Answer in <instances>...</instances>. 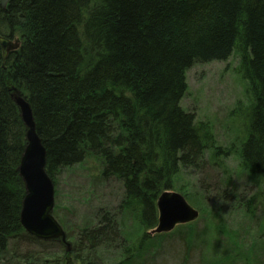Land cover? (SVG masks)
Wrapping results in <instances>:
<instances>
[{
  "label": "trees",
  "instance_id": "obj_1",
  "mask_svg": "<svg viewBox=\"0 0 264 264\" xmlns=\"http://www.w3.org/2000/svg\"><path fill=\"white\" fill-rule=\"evenodd\" d=\"M0 35L15 41L7 57L0 43V264H70L71 255L74 264H100L101 251L129 252L124 212L155 228L157 200L175 176L207 166L213 136L181 105L187 71L236 49L250 104L239 113L249 120L243 162L264 184V0H9L5 7L0 0ZM13 85L33 107L55 183L61 168L93 154L103 160L102 177L123 188L116 210L101 206L75 229L71 250L22 225L19 165L28 139ZM219 169L203 187L237 200Z\"/></svg>",
  "mask_w": 264,
  "mask_h": 264
},
{
  "label": "rangeland",
  "instance_id": "obj_2",
  "mask_svg": "<svg viewBox=\"0 0 264 264\" xmlns=\"http://www.w3.org/2000/svg\"><path fill=\"white\" fill-rule=\"evenodd\" d=\"M240 63L236 49L227 60L197 63L187 71L188 88L181 105L196 111V121L209 127L214 143L205 152L206 168L182 169L170 189L184 193L200 211L199 217L157 234L125 211L120 221L129 252L101 251L100 264H180L184 259L185 264H264V184L250 177L242 157L249 120L243 123L239 113L250 104ZM101 160L89 154L84 161L61 168L56 177L53 213L73 243L75 229L90 223L86 217L94 218L101 206L116 210L123 198L118 180L103 179ZM219 168L232 179L237 200H223L213 187L209 192L203 187L202 180L216 177ZM206 181L214 183L212 178ZM252 196L257 202L249 209L246 201ZM71 256L68 262L74 264Z\"/></svg>",
  "mask_w": 264,
  "mask_h": 264
},
{
  "label": "water",
  "instance_id": "obj_3",
  "mask_svg": "<svg viewBox=\"0 0 264 264\" xmlns=\"http://www.w3.org/2000/svg\"><path fill=\"white\" fill-rule=\"evenodd\" d=\"M9 0H1L5 7ZM4 57H7L13 40L0 36ZM12 97L21 109L27 126L28 144L23 152L19 165L20 174L26 185L23 200L21 222L25 230L42 239H61L71 249L67 233L54 216L55 184L47 172V148L37 130V123L30 101L18 87H11ZM159 223L152 232H168L177 224L196 220L200 211L194 207L186 196L175 190H164L158 199Z\"/></svg>",
  "mask_w": 264,
  "mask_h": 264
},
{
  "label": "bare ground",
  "instance_id": "obj_4",
  "mask_svg": "<svg viewBox=\"0 0 264 264\" xmlns=\"http://www.w3.org/2000/svg\"><path fill=\"white\" fill-rule=\"evenodd\" d=\"M25 96V95H24ZM26 97V96H25ZM27 98V97H26ZM34 111V110H33ZM196 112V111H195ZM34 116H35V114H34ZM27 144H28V140H27ZM26 144V145H27ZM47 158H48V155H47ZM53 179V178H52ZM104 179V178H103ZM105 180V179H104ZM54 181V180H53ZM54 184H55V182H54ZM26 191H27V189H26ZM159 199V198H158ZM157 205H158V200H157ZM159 209V208H158Z\"/></svg>",
  "mask_w": 264,
  "mask_h": 264
}]
</instances>
